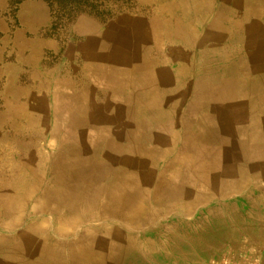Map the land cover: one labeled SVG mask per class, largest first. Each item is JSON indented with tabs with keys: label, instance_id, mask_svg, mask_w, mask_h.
<instances>
[{
	"label": "rangeland",
	"instance_id": "rangeland-1",
	"mask_svg": "<svg viewBox=\"0 0 264 264\" xmlns=\"http://www.w3.org/2000/svg\"><path fill=\"white\" fill-rule=\"evenodd\" d=\"M262 47L264 0H0V238L68 233L76 215H99L68 171H90L108 146L121 179L110 200L141 184L151 200L172 201V215L181 186L194 199L229 198L232 215L262 201L264 174L241 184L235 173L243 162L264 166L260 132L247 113L236 117ZM129 146L145 174L126 183ZM223 150L232 187L212 198L206 157ZM227 254L264 264V244L229 245L211 261Z\"/></svg>",
	"mask_w": 264,
	"mask_h": 264
},
{
	"label": "crops",
	"instance_id": "crops-1",
	"mask_svg": "<svg viewBox=\"0 0 264 264\" xmlns=\"http://www.w3.org/2000/svg\"><path fill=\"white\" fill-rule=\"evenodd\" d=\"M262 48L256 52L257 57L249 58V62L255 67V81L252 86L247 84L250 91L247 95L250 96L246 99L247 105H243L245 109H239V114L243 116L236 117L238 120L241 117L242 120L247 113L246 120L249 121L251 132L257 129L261 134L260 138L264 140V47ZM224 116L222 120L226 121ZM213 142L220 145L223 141L217 138ZM133 148L134 146L127 148L129 164L126 183H129L128 176L136 175L140 181V177L145 174L140 167H135V161L141 157L132 158L136 155ZM221 148L224 149L223 145ZM110 150L111 147L108 146L101 151L106 156H102L101 162L97 161L90 171L72 168L68 171L71 172V180L75 182L77 191L82 189L79 187L81 183L87 185L85 191L94 193L93 199H88V202L71 197L72 202L79 203L78 207L87 202L90 209L101 208V215L87 216L83 220L82 215H76L73 218L78 220V227L77 224L67 225L72 228L68 233L26 232L0 238V264H209L229 245L242 248L253 243L261 246L264 244V199L245 200L238 206L237 214L232 215L229 198L217 202L214 199H194L188 195L192 190L181 186L183 190H179L187 193L183 195L180 192L177 195L179 198L171 206L175 208L172 215L167 210L172 201L168 202L166 198L162 201L155 198L151 200L146 194L145 185L135 184L124 190L125 195L110 200L109 189L121 182L118 177L114 179V157L107 156ZM228 153L223 150L207 154L206 190L212 192V198L216 191L231 190L230 169L223 165V161L230 157L227 156ZM239 158L241 161L248 159L244 155ZM235 170L241 184H247L248 179L251 181L253 176L264 174L263 164L257 167L244 165L243 162V166ZM124 184L122 183L123 187ZM71 198L63 199L60 204ZM150 208L158 209L163 215H151ZM135 212L136 215L132 214ZM252 213L255 215L252 216ZM94 217V223L82 225L86 218ZM234 223L250 225L242 228L248 236L243 235L247 233H241V229L234 230L231 226Z\"/></svg>",
	"mask_w": 264,
	"mask_h": 264
},
{
	"label": "built area",
	"instance_id": "built-area-1",
	"mask_svg": "<svg viewBox=\"0 0 264 264\" xmlns=\"http://www.w3.org/2000/svg\"><path fill=\"white\" fill-rule=\"evenodd\" d=\"M210 264H261L258 258L248 255H242L239 258H234L231 255H224L219 260L211 261Z\"/></svg>",
	"mask_w": 264,
	"mask_h": 264
}]
</instances>
